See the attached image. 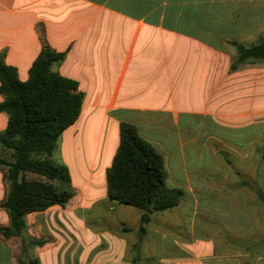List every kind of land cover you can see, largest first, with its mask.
<instances>
[{
    "label": "crops",
    "instance_id": "1",
    "mask_svg": "<svg viewBox=\"0 0 264 264\" xmlns=\"http://www.w3.org/2000/svg\"><path fill=\"white\" fill-rule=\"evenodd\" d=\"M232 1L0 0V57L19 80L29 79L49 47L65 53L54 68L84 95L78 120L63 132L53 156L68 168L74 196L66 207L26 216L28 235L45 242L31 252L40 264H150L142 260L146 242L152 250L147 256L165 264H264V256L249 263L250 254L239 247L248 240L241 220L205 222L217 227L216 234L200 233L193 223L192 237L180 242L158 222L172 209L153 214L141 233L142 211L130 227L108 195L107 173L123 123L164 157L169 180L193 174L208 144H249L246 127L264 99V67L247 64L233 72L237 51L223 41L236 50V38L257 33L260 20L257 12L229 10ZM7 124L0 112V134ZM0 153H6L1 143ZM4 197L0 170V203ZM0 224L9 225L1 207ZM10 240L1 242L0 264H19L22 239Z\"/></svg>",
    "mask_w": 264,
    "mask_h": 264
},
{
    "label": "trees",
    "instance_id": "2",
    "mask_svg": "<svg viewBox=\"0 0 264 264\" xmlns=\"http://www.w3.org/2000/svg\"><path fill=\"white\" fill-rule=\"evenodd\" d=\"M234 45L237 55L231 65L233 72L243 65L264 62V38L251 46ZM65 56V53L45 47L25 82L19 80L17 71L0 57V93L5 98L0 103V112L8 116L0 143L12 157L9 161L0 156L5 185V197L0 207L9 217V225L0 224V238L22 239L19 264H40L31 252L45 243L28 235L26 216L55 205L66 207L74 196L68 168L53 159L60 137L78 120L84 100L78 83L63 77L54 68ZM251 148L250 160L256 165L255 175L247 178L237 173V186L253 196L254 206L264 220L261 171L264 144ZM259 154L260 160L256 161ZM167 180L164 157L133 125L121 124L120 146L107 173L108 195L119 204L142 211L141 233L145 232L153 214L175 208L184 195L182 189L168 186ZM238 245L242 252L250 254V263L264 256V233L254 234L246 243Z\"/></svg>",
    "mask_w": 264,
    "mask_h": 264
},
{
    "label": "rangeland",
    "instance_id": "3",
    "mask_svg": "<svg viewBox=\"0 0 264 264\" xmlns=\"http://www.w3.org/2000/svg\"><path fill=\"white\" fill-rule=\"evenodd\" d=\"M228 8L229 10L232 8L233 10H242L247 13L257 12L259 14V31L257 33L239 35L236 38V43L244 46L260 43L264 38V0H235L230 3ZM223 42V46L236 55L232 42L227 40ZM247 67L259 69L264 67V62ZM255 110L257 111V115L251 116L249 114L250 116L248 117L246 129L248 130V138L251 141L247 147L243 145L241 147L222 145V143L218 142L216 145L214 143L208 144L206 149H204L206 156L203 161L199 162V166L192 172L193 174L186 177L183 181L180 179L178 181L177 178H171L170 180L168 178L167 182L170 187H172V183L176 185L179 182L181 184L184 196L181 198L179 205L172 209L170 214L159 218L158 222L163 226H167L168 230L172 232L173 237L180 240V242L192 237V229L195 228L192 226L193 223L196 226L198 225L200 233L209 231L210 234H216L217 227L213 224L209 226L205 222L214 221L215 223L220 220L228 226L226 222L227 217L235 224H239V220L242 221L240 231L248 233L247 239L254 234L256 236L259 234L260 236L264 233V220L260 210L254 206L253 196L237 186V173L247 178L255 175L256 165L250 160L253 151L251 147L253 145L262 146L264 144V99L259 98ZM252 113H255V111H252ZM177 144L179 145V141L176 142V146ZM0 156L9 161L12 160L10 152L0 153ZM260 156L261 154L257 155L255 160H260ZM227 159L231 161L228 162ZM54 160L57 161L56 157ZM187 166L189 165L186 164ZM0 170H2L1 166ZM261 171L264 185V165ZM198 192H201V195L197 194ZM117 207H121L117 209L124 210L122 212L116 210V214L126 218L128 226L133 227L137 220V214L135 213L139 211L138 208L120 204ZM199 215V220H196V217H199ZM245 222L247 224L244 225ZM229 227L231 232L236 233V229L232 225H229ZM223 229H225V225L220 226V230ZM217 239L219 244H223L221 236ZM7 241L0 238V247L1 242L6 243ZM8 243L11 248L15 247V240H12V242L10 240ZM146 247L147 250L144 251L145 255L142 257V260H149L150 264L157 262L158 264H165V262H160L157 257L155 258L151 254V257L147 256L148 253H152V250H150L151 243L146 242ZM2 255L0 251V263H2Z\"/></svg>",
    "mask_w": 264,
    "mask_h": 264
}]
</instances>
